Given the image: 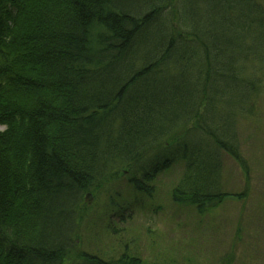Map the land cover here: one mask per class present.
<instances>
[{
  "label": "trees",
  "instance_id": "obj_1",
  "mask_svg": "<svg viewBox=\"0 0 264 264\" xmlns=\"http://www.w3.org/2000/svg\"><path fill=\"white\" fill-rule=\"evenodd\" d=\"M263 96L258 0H0V264H144L81 248L88 196L182 164L174 202L215 209Z\"/></svg>",
  "mask_w": 264,
  "mask_h": 264
},
{
  "label": "rangeland",
  "instance_id": "obj_2",
  "mask_svg": "<svg viewBox=\"0 0 264 264\" xmlns=\"http://www.w3.org/2000/svg\"><path fill=\"white\" fill-rule=\"evenodd\" d=\"M238 133L246 166L224 156L221 205L200 214L174 202L182 164L161 173L149 196L136 195L121 177L112 203L88 196L93 218L83 226L81 248L104 258L128 252L144 264H264V96L257 117L240 121Z\"/></svg>",
  "mask_w": 264,
  "mask_h": 264
}]
</instances>
